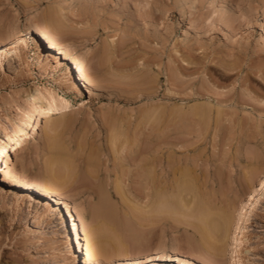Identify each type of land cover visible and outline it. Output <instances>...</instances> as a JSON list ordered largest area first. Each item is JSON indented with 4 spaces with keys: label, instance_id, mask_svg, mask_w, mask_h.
Returning <instances> with one entry per match:
<instances>
[{
    "label": "rangeland",
    "instance_id": "374dc122",
    "mask_svg": "<svg viewBox=\"0 0 264 264\" xmlns=\"http://www.w3.org/2000/svg\"><path fill=\"white\" fill-rule=\"evenodd\" d=\"M54 38L83 62L92 91L62 84L70 63ZM0 45L10 49L0 59V136L36 85L61 89L67 104L49 115L57 128L39 122L11 163L71 206L84 229L107 227L96 215L104 201L132 221L102 264H235L237 254L264 264V0H0ZM52 156L72 170L54 176ZM19 189L0 171V264H79L62 211L42 216L28 198L14 209ZM156 194L183 212L139 217ZM198 196L227 207L242 237L237 254L226 244L220 261L207 257L215 240H201L190 218Z\"/></svg>",
    "mask_w": 264,
    "mask_h": 264
},
{
    "label": "bare ground",
    "instance_id": "6f19581e",
    "mask_svg": "<svg viewBox=\"0 0 264 264\" xmlns=\"http://www.w3.org/2000/svg\"><path fill=\"white\" fill-rule=\"evenodd\" d=\"M30 35H31V39L33 40V42H35L37 45H39L40 42L44 41L42 35L36 30H32L30 32ZM25 37H26L25 35H21L12 41V44L15 46V48H17V46L21 45L22 43H26ZM49 41L53 47L52 49H54L56 52H59L60 54H64L65 55L64 59L68 60L70 63V66L67 69L68 71L61 73L62 75L60 77V80H61L62 84L69 87L70 92H74L76 94H80L83 91L84 87H86L90 91H92V88L89 87V85L87 84V81L85 80V77H84L85 76L84 75L85 74V65L83 64V62H81V60L77 56H73L67 50H65V48L62 47V45H60L55 38L50 39ZM13 51H15V49ZM9 52H10V49H7V46L0 45V59H2L1 63H3L2 57L4 55H7ZM30 93H32L31 96L27 100H25V102H23L21 105V111L19 110L20 115L18 117V120L16 122H14L12 125H10V127L8 126L9 128H7L5 130V133L2 136H0V171L4 175V177L9 179L10 181H13L14 183H16V185L18 184L20 187V189L18 191L13 190L12 193L14 194L13 196H15V200L13 201L14 204H12V203L11 204H12V206L15 205L16 208H14V209H16V210H23V209L26 210V206L28 205L26 203V201L28 198L29 203L31 201H33V206L39 209V213L42 216L46 215L48 217H49V215H52V214L56 215V213L52 211L53 210L52 208L55 207L56 209H60L62 212H61V215L59 216L60 217L59 220L62 221L63 225L66 226L67 234L70 236L69 241H72L73 240L72 237H75L76 243H74V244L77 245L76 248H78V253L79 254L81 253V256L78 257V259H77L78 263L79 264H102V262H101L102 255L101 254H103V253L107 254L109 251L108 250L109 245H113V243L116 241V239H118L120 241V239H119L120 237L119 238L117 237V235H118L117 233H119L120 230H125V231L127 230L129 232L131 230V228H134V226L132 227V225H133L131 223L132 221L130 220L131 221L130 222L127 219H123L122 216H120V214L117 213V211L112 210V208H108L109 205H106V202L104 201V203L102 202L103 205L98 209V213L96 211V213H97L96 215H98V216H100V218H102V220L105 223L102 221L101 222L103 224H106L107 227L106 226H105V228L102 227V228H104V229L101 228L102 230L98 229L99 227H97V230H101L98 232H96L97 230L95 232H93V230L92 231L89 230L88 229L89 227L84 229L81 225V222H80L78 216L76 215L74 209L71 206L65 204L61 198L53 197L49 193V191H47L43 187L41 182H37V180L35 181L34 179H32L28 173L24 172L23 170L21 171L17 167L16 164L11 163V161H10V159H11L10 153L12 151L19 149L26 141H28V139H29L28 135H30V134L33 135V134H35L36 131H38L39 122L41 123L43 120H48L47 122H48L49 128L48 127L47 128L49 130L51 129V131L52 130L54 131L55 128H57V126H56L57 121H54V122L51 121L50 122L49 121V119H50L49 115L53 114L58 108L65 107L67 105L66 101L64 100V98L61 94L62 93L61 89L58 90V89L53 88L52 86L36 85L34 89L30 90ZM50 141H51L50 143H52L55 140L54 141L50 140ZM57 146H58V144H57ZM51 148H53V147H51ZM54 156H56V155L54 154ZM51 159H52V161H50V162L52 164L56 165V168L52 166L54 168V170H52V172H53L52 174H54V176L55 175L59 176V174H61V172L63 173V172H67V171L72 170V166H71L72 164L70 165L69 161H67L68 158L66 159V158H62V157H58V156L53 158V156H52ZM49 166H50V163H49ZM38 177H41L40 180L42 179L41 175L40 176L38 175ZM260 187L261 188L259 189V191L264 190V183H262V186H260ZM160 192L161 191H159L158 194H161ZM256 193H257V191H256ZM261 193L259 192V195ZM158 194H156V195H158ZM156 195L154 196V197H156L155 201L152 200L153 203L149 202V203H151L150 206H149V204L146 205V206H149V207H147L148 210L147 211L145 210L146 212L144 211V213H143L141 211L142 212L141 213L139 211L140 212L139 215H138V213H136L139 217L144 218V219L145 218L150 219L154 213H159V216H160V214H162L164 212L172 214V215H175L179 211L183 212V211L178 209L179 206L177 205V201L170 202L166 198L165 195H164V197L161 195H158V196H156ZM171 196H169L170 199H171ZM255 196H256V194H255ZM257 196H258V194H257ZM199 198L201 199V201L197 202V207L195 206L196 209H194L195 213L193 214V212L191 211L193 215L190 214V218H194V220L197 221V224H196V222H195V224L200 229V236H201L200 239L201 240L202 239L204 241L209 240V242H211L210 239H212V238L215 240V242L212 245L209 244L210 245L209 248L214 250V252L207 251V252H209L208 254H206L207 257H209L211 259L213 258L216 261H220L219 256H221L223 251L225 250L226 244H227V246H228V244H229V246L232 245L234 247V251L237 254L238 250H239L238 247L241 245V242H242V237H236L235 236L234 229L236 227L234 226V228H233V225H236L237 223H234V220L232 218L233 216L230 214V212H228L227 207L222 206V204L218 205L216 203H215L216 205L213 206V205H211L212 202L209 203L210 199L209 200L206 199V202H207L206 203L204 200V197L201 198V196H200ZM255 198H256L255 200H257V197H255ZM194 201H195V199H194ZM253 202H254V200H252L250 204L248 203L249 206H247L248 208L246 207L247 208L246 210H248L247 212H249V208L252 207V204H254ZM2 205H4V204H2ZM133 208H135V206ZM142 209L143 208L141 206V210ZM180 209H183V208H180ZM136 212H138V210ZM247 212L243 213V216L245 218H246ZM188 213H186V214L188 215ZM155 215H157V214H154V216ZM163 215L164 214H162L161 216H163ZM102 223H101V225L98 223V226H102L103 225ZM239 226H240V227H238L239 234L242 235L245 226H243L241 224ZM146 230H148V229H146ZM115 234H117V235L115 236ZM118 236H120V235H118ZM121 237H122V235H121ZM117 244H118V242H117ZM71 247H72V245H71ZM101 251H103V252L99 253ZM247 251H248V249H247ZM117 252H120V251H117ZM159 256L162 259L163 254H162V256L159 254ZM110 257L112 258V256H110ZM157 257L154 258V256H153V257H148L147 259L144 258L146 261H144L143 259L142 260L136 259V260H129V261L127 260V261H123L124 263L120 261L121 263H117V264H144V262H145V264H155L158 259H159V261H161L160 258L159 257L157 258ZM236 258L237 259H236L235 264H241V261H240L238 254L236 255ZM178 260L181 261L182 259H178ZM184 261L188 262V260L187 261L184 260Z\"/></svg>",
    "mask_w": 264,
    "mask_h": 264
}]
</instances>
